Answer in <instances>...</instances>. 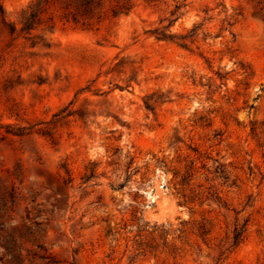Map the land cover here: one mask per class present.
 I'll return each instance as SVG.
<instances>
[{"label":"rangeland","instance_id":"1","mask_svg":"<svg viewBox=\"0 0 264 264\" xmlns=\"http://www.w3.org/2000/svg\"><path fill=\"white\" fill-rule=\"evenodd\" d=\"M0 264H264V0H0Z\"/></svg>","mask_w":264,"mask_h":264},{"label":"trees","instance_id":"2","mask_svg":"<svg viewBox=\"0 0 264 264\" xmlns=\"http://www.w3.org/2000/svg\"><path fill=\"white\" fill-rule=\"evenodd\" d=\"M30 18H26V21L24 22L25 24V27L26 29H29L31 28L32 26V21L30 20ZM173 20H170L169 24L167 26H164L162 27L161 29L159 28H156L154 29L153 33L156 34L157 38L159 39H165V40H174V39H179V38H184V37H181V36H177L176 34L172 33L170 30H169V26L172 24ZM11 32H14V28L11 29ZM182 45H185V43H182ZM151 98L148 97V100L145 101V106L147 108H150L152 109V104L150 102ZM245 225H241V226H235L234 229H233V244L234 245H237L241 240H242V237H243V234L245 232Z\"/></svg>","mask_w":264,"mask_h":264}]
</instances>
